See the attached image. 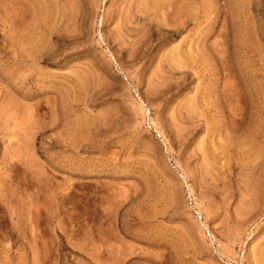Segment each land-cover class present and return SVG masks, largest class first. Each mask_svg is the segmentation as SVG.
Returning a JSON list of instances; mask_svg holds the SVG:
<instances>
[{
	"label": "rangeland",
	"instance_id": "obj_1",
	"mask_svg": "<svg viewBox=\"0 0 264 264\" xmlns=\"http://www.w3.org/2000/svg\"><path fill=\"white\" fill-rule=\"evenodd\" d=\"M0 264H264V0H0Z\"/></svg>",
	"mask_w": 264,
	"mask_h": 264
}]
</instances>
